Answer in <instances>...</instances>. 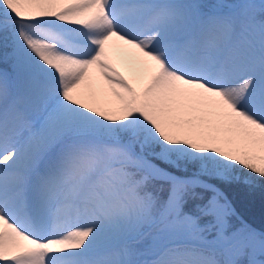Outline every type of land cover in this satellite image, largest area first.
<instances>
[{"label": "snow or ice", "instance_id": "1", "mask_svg": "<svg viewBox=\"0 0 264 264\" xmlns=\"http://www.w3.org/2000/svg\"><path fill=\"white\" fill-rule=\"evenodd\" d=\"M221 186L264 188V0H0V264H264Z\"/></svg>", "mask_w": 264, "mask_h": 264}, {"label": "rangeland", "instance_id": "2", "mask_svg": "<svg viewBox=\"0 0 264 264\" xmlns=\"http://www.w3.org/2000/svg\"><path fill=\"white\" fill-rule=\"evenodd\" d=\"M212 1L205 0L206 3H212ZM226 189L232 193V199L237 207L241 208V211H239L236 205L232 203L236 211L254 226L257 225L253 222H257V227H264V188L257 187L255 190H246L243 187L228 188L227 186H221V190L231 200Z\"/></svg>", "mask_w": 264, "mask_h": 264}, {"label": "bare ground", "instance_id": "3", "mask_svg": "<svg viewBox=\"0 0 264 264\" xmlns=\"http://www.w3.org/2000/svg\"><path fill=\"white\" fill-rule=\"evenodd\" d=\"M205 2V0H204ZM216 2V0H213L212 3ZM113 58H114V62L116 63L117 67H120L121 71L125 73V75L128 74L127 70L125 69L123 63H122V59L120 56V53L118 51H114L112 53Z\"/></svg>", "mask_w": 264, "mask_h": 264}, {"label": "trees", "instance_id": "4", "mask_svg": "<svg viewBox=\"0 0 264 264\" xmlns=\"http://www.w3.org/2000/svg\"><path fill=\"white\" fill-rule=\"evenodd\" d=\"M226 191H227V193L229 194V196L231 197V199L233 198V195H232V193L231 192H229L227 189H226ZM232 201H233V199H232ZM233 203L235 204V201H233ZM236 205V204H235ZM236 207H237V205H236ZM238 208V207H237ZM239 209V211H241V208H238ZM255 225H257L258 226V224H257V222H253Z\"/></svg>", "mask_w": 264, "mask_h": 264}]
</instances>
